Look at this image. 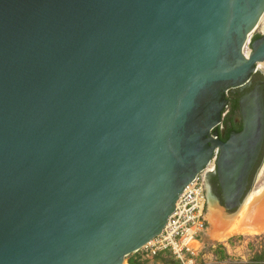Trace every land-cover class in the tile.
I'll list each match as a JSON object with an SVG mask.
<instances>
[{"label":"water","instance_id":"water-1","mask_svg":"<svg viewBox=\"0 0 264 264\" xmlns=\"http://www.w3.org/2000/svg\"><path fill=\"white\" fill-rule=\"evenodd\" d=\"M263 14L264 0H0V264H125L215 150V200L235 214L262 84L239 99L240 132L215 128L264 63Z\"/></svg>","mask_w":264,"mask_h":264},{"label":"built area","instance_id":"built-area-1","mask_svg":"<svg viewBox=\"0 0 264 264\" xmlns=\"http://www.w3.org/2000/svg\"><path fill=\"white\" fill-rule=\"evenodd\" d=\"M227 112L226 107L222 118ZM218 127H221V123L215 128L216 131ZM217 153L215 150L202 172L184 189L162 233L142 249L145 252L143 260H153L160 253H167L178 264H193L200 250V239L207 230L206 179L216 172ZM195 244L199 245L198 249L194 247Z\"/></svg>","mask_w":264,"mask_h":264},{"label":"rangeland","instance_id":"rangeland-1","mask_svg":"<svg viewBox=\"0 0 264 264\" xmlns=\"http://www.w3.org/2000/svg\"><path fill=\"white\" fill-rule=\"evenodd\" d=\"M258 31H260V29H258L257 32ZM255 33L253 34V36L255 35ZM263 187H264V165L260 166V168L256 172V175L251 185L250 194L256 192V190H260ZM261 200L263 201V199ZM261 200L259 202L257 201V203H261ZM241 211L242 210L239 209L237 213H235L234 215L236 214L238 215V213H240ZM225 219L227 220V218H224V220ZM206 221H207V230L200 239V250L197 253V255L194 257L193 264H248L253 258L255 253L264 251V238L262 239L254 238V236L263 235L264 232H261L258 235H246V236L240 235V236L231 237V238L242 237L240 240H234L232 244H228V240L231 238L227 239L224 242H217L211 237V226L207 219ZM219 245L224 246L226 249V258L222 260L219 259V256L216 254V249L217 246ZM144 253L145 252L141 250L133 255L144 256ZM146 261L147 264H158L155 263L153 260H146ZM125 264H127L126 260H125Z\"/></svg>","mask_w":264,"mask_h":264},{"label":"bare ground","instance_id":"bare-ground-1","mask_svg":"<svg viewBox=\"0 0 264 264\" xmlns=\"http://www.w3.org/2000/svg\"><path fill=\"white\" fill-rule=\"evenodd\" d=\"M256 29H260L264 34V14L259 20ZM258 68L264 71V63H259ZM257 195L260 196L254 197V201H256L257 197L264 196V188L260 189ZM239 209L242 211L238 215H233L231 218L226 217L224 211L219 209L216 204H212L208 199L205 218L209 221L211 237L215 241L224 242L231 237L258 235L264 232V200L252 206L251 198L247 199ZM224 218H227V220H224ZM194 247L198 249L199 245L195 244Z\"/></svg>","mask_w":264,"mask_h":264},{"label":"flooded vegetation","instance_id":"flooded-vegetation-1","mask_svg":"<svg viewBox=\"0 0 264 264\" xmlns=\"http://www.w3.org/2000/svg\"><path fill=\"white\" fill-rule=\"evenodd\" d=\"M262 36H264V34L261 31H258L252 37V41L257 40V39H259ZM260 83L262 84L263 91H264V71L262 69H259L258 68L256 74L252 76V79H251V82H250V86L249 87H247V88H245L243 90H237L235 92H231V93L228 94V96H227V99H228V105H227L228 112L222 118L221 127H218L217 128V132H218L219 138L223 142H225L224 141V138H225L226 135L229 136L231 133H237V132H239L238 129L242 127V122H241V117H240L239 107H238L239 99L243 95H245L246 93L250 92L253 89V87H255L257 84H260ZM232 105L237 106V107L234 108V111L232 110L233 112L231 111V106ZM234 125L236 127H234ZM262 165H264V143H263V147H262L261 153L259 155V158H258V160L256 162L255 168H254V170H253V172H252V174L250 176L249 185H248L247 190H246V198H245V200L251 198V204H252V206L258 204L257 201L259 202L261 199L264 200V196H263V197H257L256 201H254V199H253L254 197L260 196V195H257L259 190H256V192L250 194L251 193L250 192L251 185H252V182H253L254 177L256 175V172L258 171V169ZM214 176H215V174L214 175H210L206 179L207 192L209 193V195L211 197V198H209V200L211 201V203L216 204L217 207L219 209H221L218 206L217 202H216V200H218L220 206H223L222 200H221V196H220V188H219L217 179H216V184L213 185L212 182H211V178L214 177ZM263 188H261V189H263ZM212 198H214V199H212ZM207 201H208V199H207ZM233 215H230L228 217H231Z\"/></svg>","mask_w":264,"mask_h":264},{"label":"trees","instance_id":"trees-1","mask_svg":"<svg viewBox=\"0 0 264 264\" xmlns=\"http://www.w3.org/2000/svg\"><path fill=\"white\" fill-rule=\"evenodd\" d=\"M256 38V37H255ZM254 39V38H253ZM237 106L232 105L231 106V111H234V108ZM232 111V112H233ZM234 127H236L234 125ZM239 132L241 131V128L238 129ZM228 140V135L225 136L224 141L226 142ZM211 182L212 184H216V177H212L211 178ZM242 237H237V238H231L228 240V244H232L234 240H240ZM255 239H262L264 238V234L263 235H259V236H254ZM216 254L219 256V259H224L226 258V249L224 246L219 245L217 246L216 249ZM127 264H147V261L143 260L142 256L138 255V256H129L127 259ZM153 261L155 263L158 264H178L176 261H174L171 257L168 256L167 253H160L159 255H157ZM248 264H264V251H261L259 253H255L253 258L251 259V261Z\"/></svg>","mask_w":264,"mask_h":264}]
</instances>
